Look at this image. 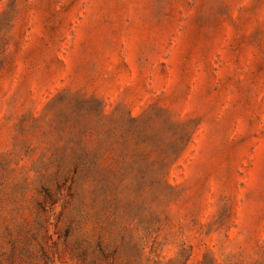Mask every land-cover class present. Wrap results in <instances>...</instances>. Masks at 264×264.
<instances>
[{
	"label": "rangeland",
	"instance_id": "obj_1",
	"mask_svg": "<svg viewBox=\"0 0 264 264\" xmlns=\"http://www.w3.org/2000/svg\"><path fill=\"white\" fill-rule=\"evenodd\" d=\"M0 264H264V0H0Z\"/></svg>",
	"mask_w": 264,
	"mask_h": 264
}]
</instances>
